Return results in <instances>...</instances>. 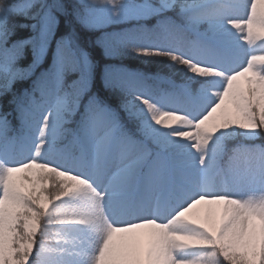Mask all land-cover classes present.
<instances>
[{
  "label": "snow or ice",
  "instance_id": "snow-or-ice-1",
  "mask_svg": "<svg viewBox=\"0 0 264 264\" xmlns=\"http://www.w3.org/2000/svg\"><path fill=\"white\" fill-rule=\"evenodd\" d=\"M0 81V264H264V0H0Z\"/></svg>",
  "mask_w": 264,
  "mask_h": 264
},
{
  "label": "trees",
  "instance_id": "trees-1",
  "mask_svg": "<svg viewBox=\"0 0 264 264\" xmlns=\"http://www.w3.org/2000/svg\"><path fill=\"white\" fill-rule=\"evenodd\" d=\"M154 2V0H153ZM17 18H13V22ZM149 27H151L152 24L155 23V20H148L146 21ZM131 24L127 25H121L120 27H131ZM107 31H113V30H119L118 28H113L112 26L108 27L106 29ZM61 31H63V27L61 28ZM80 36H81V44L82 46L86 47L88 51L91 53L92 58L97 62V74H96V81H95V90H99L100 94L107 98L110 103L113 104V106H116L120 102V97L113 96L110 89H107L104 87L102 76H103V69L106 64H123L126 67L129 68H139L144 71L156 73L159 72L162 75H171L172 79H174L176 82H180L182 73L179 71L181 66L176 65L173 67L171 65V62L166 57H141L137 56L136 54L132 52H127L123 57L119 58H110L105 55V51L103 46L96 44L95 39L96 37L102 35V31H94L89 32L85 29H79ZM18 35L27 36L30 34V30L26 29H18L17 30ZM15 38V37H14ZM157 37L151 34L143 35L140 38L141 43H153L156 42ZM27 54L24 58H22L20 61H18L19 67H26L27 64L31 60V51L30 49L26 50ZM32 79L34 77L26 80V81H18L16 85L14 86V91L19 94L20 91H22L23 88L29 87L32 83ZM73 79H76V74L74 73H68L66 76V83H71ZM149 84L151 85L153 91H157L160 89V84L157 81H150ZM49 89H51L53 86L49 85ZM36 95H40L39 92L36 93ZM11 99V94L8 96L3 97V110L4 111H11L12 116L9 117V119L12 121V127L13 129H18L20 127L18 119H16V113H15V105L8 104V100ZM47 99L49 100V105H51L54 101V91L51 95L47 96ZM261 143H264V140H259Z\"/></svg>",
  "mask_w": 264,
  "mask_h": 264
},
{
  "label": "rangeland",
  "instance_id": "rangeland-1",
  "mask_svg": "<svg viewBox=\"0 0 264 264\" xmlns=\"http://www.w3.org/2000/svg\"><path fill=\"white\" fill-rule=\"evenodd\" d=\"M0 82H2V81H0ZM36 99H37V101H40L37 97H36ZM2 103H3V97L0 98V104H2ZM121 115H122V116L125 115V113L123 112V110H121ZM77 119H78V117H77ZM255 142H256V141H255Z\"/></svg>",
  "mask_w": 264,
  "mask_h": 264
}]
</instances>
